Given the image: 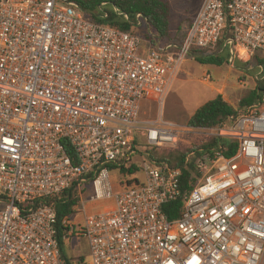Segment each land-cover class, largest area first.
<instances>
[{"label": "built area", "instance_id": "2783aa9c", "mask_svg": "<svg viewBox=\"0 0 264 264\" xmlns=\"http://www.w3.org/2000/svg\"><path fill=\"white\" fill-rule=\"evenodd\" d=\"M107 8L128 19L107 2L97 16ZM199 49L227 50L231 65L264 54V0H204L183 41L166 44L91 20L75 0H0V264H264V97L212 127L141 111L162 110ZM186 132L217 143L178 166L154 156ZM135 155L144 180L115 192L112 166ZM191 165L196 184L172 220L164 205ZM74 183L62 238L88 241L83 261L63 256L53 201ZM84 184L102 209L87 211Z\"/></svg>", "mask_w": 264, "mask_h": 264}, {"label": "rangeland", "instance_id": "374dc122", "mask_svg": "<svg viewBox=\"0 0 264 264\" xmlns=\"http://www.w3.org/2000/svg\"><path fill=\"white\" fill-rule=\"evenodd\" d=\"M172 6L173 13V30L179 37H184V33L187 26L200 10L204 0H169ZM161 43H164L159 39ZM180 40V39H179ZM180 43V42H173ZM237 66H239L237 68ZM259 68L256 63L246 65L244 62L235 66L225 64L223 66H214L211 64L200 63L195 55H190L184 62L178 76L172 84L170 91L168 92L162 110L156 106L155 102L144 101L142 104V114L148 117H158L162 115L164 118L170 121L179 122L181 124L188 125V120L194 114V112L205 102L213 99L217 95V91L212 88V85L218 88L222 87L224 83L227 87L231 88V96L234 97V106L238 107V103L241 97L250 90L251 84L254 86L259 81L257 79L259 75ZM210 74L211 79L206 76ZM226 78L228 80L226 81ZM247 81L245 85L242 82ZM226 87V88H227ZM233 89V90H232ZM233 105V104H232ZM244 110V109H238ZM212 139L207 136L191 133H183L179 147H163L155 149V157L158 159H172L174 162L181 160L183 154L189 149L196 148L198 146L210 145ZM193 159L196 155L192 154ZM145 158L141 155H135L132 159L133 164L139 167L138 172H126L123 173L119 168H113L111 170V181L115 192H122L127 188L134 185H129L130 181H134L136 178L144 180V172L142 169ZM128 165L127 167H130ZM86 187L84 194L82 195V201L87 203V211L94 212L102 209L107 203L90 204V196L93 192L90 184H84ZM80 188V185L77 187ZM83 210L77 214V217H81ZM68 245L65 247V252L68 258L73 261L79 260V257H85L89 260L88 253V241L85 238H79L77 241L75 238L69 240Z\"/></svg>", "mask_w": 264, "mask_h": 264}, {"label": "trees", "instance_id": "16d2710c", "mask_svg": "<svg viewBox=\"0 0 264 264\" xmlns=\"http://www.w3.org/2000/svg\"><path fill=\"white\" fill-rule=\"evenodd\" d=\"M86 11L87 17L91 20L106 23L115 26L121 30L130 31L139 34L145 39H150L154 44L158 39L166 43L170 42H182L187 34V29L184 33V37H179L173 28V13L172 6L169 0H75ZM228 1V0H226ZM107 2L111 6L118 7L123 13L128 15V19L124 15H120L108 9V16L106 18H99L97 16L98 6ZM141 13L146 21L144 26L135 28L134 23L136 21V15ZM193 19L190 20V24ZM180 39V40H179ZM223 41L219 43V50L221 49ZM196 59L203 64H211L216 66H223L229 64V53L227 50L218 51L215 54H210L207 50H196ZM240 61H236L235 64H239ZM256 63L257 66L262 65L264 67V54L261 52L256 53L250 60L246 61V65ZM264 97V81H258L255 88L250 89L240 99L238 107H235L228 102L221 94L216 95L213 99L202 104L194 114L188 120V125L191 127H212L222 122L227 121L228 117L237 113L238 109H245L248 106L254 104L258 99ZM224 142H227L226 140ZM216 140L212 141L210 145H201L196 148L189 149L185 152L180 161L174 162L172 159H161L169 161L175 166L181 165L184 162L185 157L191 152H199L203 148H207L211 145H215ZM69 153H72L71 147H67ZM114 168V166H112ZM191 165L188 169H184L181 183L182 194L176 200L170 201L164 205V212L170 219H176L180 216L185 203V196L192 190L196 184V179L192 178ZM139 167L132 164L130 167H122V172L132 173L138 172ZM142 183V179L136 178L134 181H130L129 185L135 183ZM78 185L74 183L63 193L56 196L54 206L58 214V240L63 253V256L69 261L65 252V242L63 240V226L61 225L64 217L69 216L74 212L73 207L78 204L80 198L77 196ZM85 257H79L80 261H83Z\"/></svg>", "mask_w": 264, "mask_h": 264}, {"label": "crops", "instance_id": "0c3cea01", "mask_svg": "<svg viewBox=\"0 0 264 264\" xmlns=\"http://www.w3.org/2000/svg\"><path fill=\"white\" fill-rule=\"evenodd\" d=\"M194 17H192V19H193ZM188 27L189 26H187V30H188ZM236 61H242V62H244V63H246V61L245 60H242V59H236L235 60V62ZM235 62L231 65L230 63V65L231 66H235ZM215 66V65H214ZM239 66H237V68H238ZM228 80V78H226V81ZM246 83H248L247 81H245V82H242L241 84L242 85H245ZM222 87H220V88H218V87H216L215 88V86L214 85H212V88L213 89H215L216 91H217V95L218 94H221L228 102H230L231 104H233L234 105V103H233V101H234V97L233 96H231V94H232V92L230 91L231 90V88L229 87V86H231V85H229L228 87L224 84V83H222ZM256 83H255V85L253 86L252 84H251V86H249V88L250 89H253V88H255L256 87ZM227 87V88H226ZM233 90V89H232ZM77 241L79 240V238H75ZM68 245V243H65V247ZM88 253H89V247H88Z\"/></svg>", "mask_w": 264, "mask_h": 264}]
</instances>
